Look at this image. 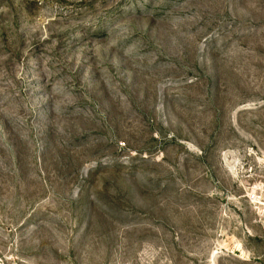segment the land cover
<instances>
[{
  "label": "rangeland",
  "instance_id": "obj_1",
  "mask_svg": "<svg viewBox=\"0 0 264 264\" xmlns=\"http://www.w3.org/2000/svg\"><path fill=\"white\" fill-rule=\"evenodd\" d=\"M0 264H264V0H0Z\"/></svg>",
  "mask_w": 264,
  "mask_h": 264
},
{
  "label": "built area",
  "instance_id": "obj_2",
  "mask_svg": "<svg viewBox=\"0 0 264 264\" xmlns=\"http://www.w3.org/2000/svg\"><path fill=\"white\" fill-rule=\"evenodd\" d=\"M253 194V196H252V198H253V201L256 199V198H258L259 199V197L256 195V193H252Z\"/></svg>",
  "mask_w": 264,
  "mask_h": 264
}]
</instances>
